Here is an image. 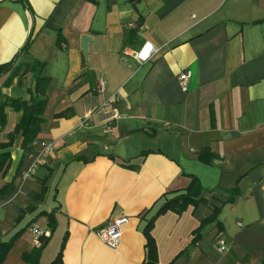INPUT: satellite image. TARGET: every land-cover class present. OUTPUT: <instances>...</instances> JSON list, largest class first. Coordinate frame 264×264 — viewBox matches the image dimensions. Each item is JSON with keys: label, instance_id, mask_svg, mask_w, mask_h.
<instances>
[{"label": "crops", "instance_id": "crops-1", "mask_svg": "<svg viewBox=\"0 0 264 264\" xmlns=\"http://www.w3.org/2000/svg\"><path fill=\"white\" fill-rule=\"evenodd\" d=\"M145 41L148 62L123 57ZM12 60L0 101L29 100L20 63H43L49 83L26 150L18 136L5 146L22 111L7 107L0 125L1 264H27L33 226L51 232L38 264H143L149 221L157 264H264V0H0V67ZM43 143L47 163L24 179ZM193 178L205 203L158 214ZM117 218L110 249L94 231Z\"/></svg>", "mask_w": 264, "mask_h": 264}, {"label": "trees", "instance_id": "trees-1", "mask_svg": "<svg viewBox=\"0 0 264 264\" xmlns=\"http://www.w3.org/2000/svg\"><path fill=\"white\" fill-rule=\"evenodd\" d=\"M28 40L24 45L21 53L26 51L29 44ZM20 53L17 54V57ZM15 57V59L17 58ZM15 60L9 62L5 66L0 67V73L8 71L13 65ZM43 63L33 60L31 63H20L17 66L18 68L24 67L26 71L31 72L34 77V86L30 89L29 95L30 98L28 101L19 100V99H11L8 97H4L0 101V125L4 126L6 122V113L5 109L7 107L12 108L17 111L23 112L22 121L17 125L15 131L10 134L9 140L6 145L12 144V140L15 137H20L21 139V148L26 150L27 146L33 141L39 132V125L42 121H44L43 113L46 105L45 92L47 89V85L49 83V79L42 75ZM59 116H64V114H60ZM3 147V146H1ZM10 155L8 152L0 153V171H3L9 161ZM5 189L3 192H5ZM1 192V194L3 193ZM205 190L200 186L196 179H192L188 187L185 189L184 193L175 196L174 198L168 200L163 204V206L157 212L161 214L167 210H172L177 213H181L183 210L187 208L188 205H198L199 203H205L204 198ZM236 190L232 191V195L235 196ZM233 196L230 198L232 199ZM216 213V212H215ZM216 217V214L213 217L208 218L206 221H212ZM152 227V221H149L144 229V235L146 239L145 250H146V258L143 264H157V256H156V246L155 242L150 236V229ZM47 239L41 241L38 247H35L33 251L25 255L24 259L27 261V264H38L40 252L46 243ZM10 248V243L8 242H0V264L3 262L8 250ZM60 261V254L57 256L55 261L52 264L58 263Z\"/></svg>", "mask_w": 264, "mask_h": 264}, {"label": "built area", "instance_id": "built-area-1", "mask_svg": "<svg viewBox=\"0 0 264 264\" xmlns=\"http://www.w3.org/2000/svg\"><path fill=\"white\" fill-rule=\"evenodd\" d=\"M138 28L141 29L142 27L139 26ZM155 51L156 50L153 48V45L145 41L137 49L129 50L125 48L122 51V55L125 58L129 57L132 61L136 63H145L151 59ZM190 77H191V72L189 70H185L178 75L177 81L183 91H187L188 88L187 85ZM104 90H105V82L103 80H98L96 84L97 93L101 94L104 92ZM109 105H110V100H106L105 102H103L102 106L109 107ZM118 117H120V115L116 114L115 112V114L112 117V120ZM111 121L103 125L102 133L105 136L111 135L112 133ZM83 126H87V123L83 122ZM105 148H107V146H105ZM52 149H53V145L50 143H43L41 145L39 155L37 158L34 159L33 165L27 172L23 173L24 179L30 178L31 176L35 175L39 167L47 163L48 155ZM127 221H128L127 218H117L114 220H109L103 226H100L99 228L95 229L94 232L105 246H107L110 249H116L121 242L122 226ZM31 232L35 238L34 243L36 245H40L41 241L49 238L51 234V232L48 229H40L36 226H33L31 228ZM214 242H215V246L219 250L221 251L225 250V241L224 239H222L221 234H218L215 237Z\"/></svg>", "mask_w": 264, "mask_h": 264}, {"label": "water", "instance_id": "water-1", "mask_svg": "<svg viewBox=\"0 0 264 264\" xmlns=\"http://www.w3.org/2000/svg\"><path fill=\"white\" fill-rule=\"evenodd\" d=\"M90 41V38L88 36H82L81 38V49L82 51L87 54V44Z\"/></svg>", "mask_w": 264, "mask_h": 264}]
</instances>
